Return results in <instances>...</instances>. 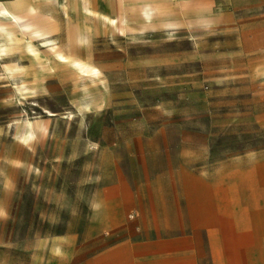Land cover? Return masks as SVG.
Listing matches in <instances>:
<instances>
[{"label": "rangeland", "instance_id": "1", "mask_svg": "<svg viewBox=\"0 0 264 264\" xmlns=\"http://www.w3.org/2000/svg\"><path fill=\"white\" fill-rule=\"evenodd\" d=\"M92 1L0 51V264H264V0Z\"/></svg>", "mask_w": 264, "mask_h": 264}, {"label": "bare ground", "instance_id": "2", "mask_svg": "<svg viewBox=\"0 0 264 264\" xmlns=\"http://www.w3.org/2000/svg\"><path fill=\"white\" fill-rule=\"evenodd\" d=\"M143 1L145 7L142 12L148 15L154 7L149 3L150 0ZM53 2H58L65 12L78 8L77 0H1L0 51H19L32 47L34 39L54 38L60 31L55 17L49 9L41 8V3L53 5ZM120 10L123 11V7ZM55 52L60 54L62 48L59 46ZM76 66L80 70L96 71L90 62H76Z\"/></svg>", "mask_w": 264, "mask_h": 264}, {"label": "crops", "instance_id": "3", "mask_svg": "<svg viewBox=\"0 0 264 264\" xmlns=\"http://www.w3.org/2000/svg\"><path fill=\"white\" fill-rule=\"evenodd\" d=\"M164 1V0H163ZM202 0H165L166 3L168 4H174V5H184L187 3V5H189L190 8H192V11L195 13H209L212 14V18H211V23L214 21L215 16L212 13V7L209 4L210 0H203V3H200ZM159 4V1H158ZM180 9V8H179ZM178 9V10H179ZM184 10H179L178 11V17H179V21L181 22V26H188L184 19H183V15H184ZM259 27L263 28L264 27V18L263 20L259 23Z\"/></svg>", "mask_w": 264, "mask_h": 264}, {"label": "built area", "instance_id": "4", "mask_svg": "<svg viewBox=\"0 0 264 264\" xmlns=\"http://www.w3.org/2000/svg\"><path fill=\"white\" fill-rule=\"evenodd\" d=\"M1 1V0H0Z\"/></svg>", "mask_w": 264, "mask_h": 264}]
</instances>
